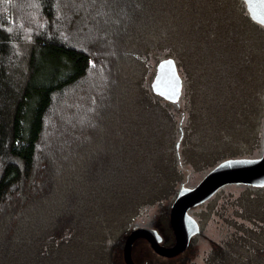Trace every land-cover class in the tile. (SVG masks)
<instances>
[{
	"label": "trees",
	"instance_id": "obj_1",
	"mask_svg": "<svg viewBox=\"0 0 264 264\" xmlns=\"http://www.w3.org/2000/svg\"><path fill=\"white\" fill-rule=\"evenodd\" d=\"M167 58L177 103L150 89ZM263 142L264 27L244 0H0V264H125L142 227L172 247L180 189ZM189 214L174 264H264V185Z\"/></svg>",
	"mask_w": 264,
	"mask_h": 264
},
{
	"label": "water",
	"instance_id": "obj_2",
	"mask_svg": "<svg viewBox=\"0 0 264 264\" xmlns=\"http://www.w3.org/2000/svg\"><path fill=\"white\" fill-rule=\"evenodd\" d=\"M253 20L264 27V0H244ZM152 93L161 99L177 103L182 94V80L174 59L158 62L155 75L150 83ZM264 185V142L262 155L257 159L228 160L214 167L192 188L183 187L177 194L169 210V224L174 236L172 247H162V237L148 228L135 229L126 239L123 249L125 264H133L130 249L136 239H144L152 250L164 258H172L189 245L197 233L198 225L189 211L208 200L219 188L226 185Z\"/></svg>",
	"mask_w": 264,
	"mask_h": 264
},
{
	"label": "rangeland",
	"instance_id": "obj_3",
	"mask_svg": "<svg viewBox=\"0 0 264 264\" xmlns=\"http://www.w3.org/2000/svg\"><path fill=\"white\" fill-rule=\"evenodd\" d=\"M211 170H208L205 175H207L209 173V171H211ZM205 175H204V177H205ZM202 179H199L197 182L194 181L195 183L192 182V184L190 186L191 187H195ZM168 220H169V215H168ZM144 228H148V229L154 230V231H156L159 234V231L157 230L156 227H152V228L151 227H144ZM129 235H127V237ZM163 239H164V237H162V241H163ZM125 242H126V240L124 241V244H123V247H122V251H121V256H120L122 262H123V249H124ZM162 245L164 247H166L164 245V242H162ZM182 253H180V254H182ZM177 256L172 257V258H164V257H161V256L157 255L152 250V248L150 247V245L148 244V242L146 240L140 239V238L139 239H136L134 241V243L132 244L131 249H130V257L132 259L133 264H141V262H143L144 264H174L175 263V259L177 258Z\"/></svg>",
	"mask_w": 264,
	"mask_h": 264
},
{
	"label": "flooded vegetation",
	"instance_id": "obj_4",
	"mask_svg": "<svg viewBox=\"0 0 264 264\" xmlns=\"http://www.w3.org/2000/svg\"><path fill=\"white\" fill-rule=\"evenodd\" d=\"M162 242H163V241H161L159 244H160L162 247H164V246L162 245Z\"/></svg>",
	"mask_w": 264,
	"mask_h": 264
}]
</instances>
